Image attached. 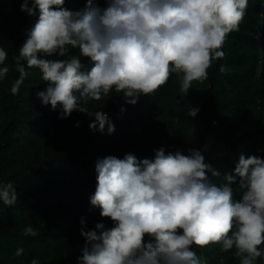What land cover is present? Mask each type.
I'll return each instance as SVG.
<instances>
[{"label": "clouds", "instance_id": "9594fccd", "mask_svg": "<svg viewBox=\"0 0 264 264\" xmlns=\"http://www.w3.org/2000/svg\"><path fill=\"white\" fill-rule=\"evenodd\" d=\"M28 3L23 0L20 10L34 15L38 9L39 17L15 58L19 78L11 93L16 95L24 81L26 62L49 83L37 93L44 105L59 106L60 118L73 111L94 115L89 128L103 132L107 124L109 134L114 125L106 113L89 111V102L115 90L135 105L173 73L182 74L179 91L181 98L187 96L192 83L205 81L213 61L224 57V42L239 31L248 7V0H107L101 9L87 0L85 9L73 12L63 7L65 0H33L31 8ZM69 46L79 55L47 58L66 56ZM7 56L0 47V65ZM80 57L88 58L90 70H83ZM8 72L0 67V80ZM198 111L188 107L187 115L195 117ZM95 171L90 203L114 226L97 223L95 230L81 229L86 244L78 264H201L192 246L210 244L225 252L234 248L239 264H256L264 256V159L241 154L234 172L219 185L210 182L208 173H221L205 163L199 150L185 155L161 147L153 159L143 160L131 153L123 159L109 155L96 161ZM237 180L239 201L232 187ZM0 201L17 203L12 183H0ZM24 234L38 233L27 226ZM23 252L17 248L14 255Z\"/></svg>", "mask_w": 264, "mask_h": 264}, {"label": "trees", "instance_id": "16d2710c", "mask_svg": "<svg viewBox=\"0 0 264 264\" xmlns=\"http://www.w3.org/2000/svg\"><path fill=\"white\" fill-rule=\"evenodd\" d=\"M21 3L0 0V47L8 53L0 67L9 68L0 80V183H12L17 193L14 206L0 201V264H30L33 259L39 264H78L86 244L81 229L95 230L97 223L114 226L90 203L98 159L109 155L123 159L128 153L139 160L153 159L161 147L185 155L199 150L205 163L221 173L220 177L208 173L210 182L218 185L225 182L226 173L234 172L241 154L264 159V0H248L239 31L228 34L221 49L224 57L213 61L205 81L192 83L187 96L181 98L179 91L182 74L173 73L165 85L141 96L135 105L127 104L123 93L115 90L89 102V111L107 114L115 127L111 134L107 124L103 132L89 128L94 115L73 111L60 118L59 106L53 110L44 105L37 93L46 91L49 83L26 62L24 81L16 95L11 93L19 78L15 58L39 17L38 9L34 15L22 12ZM86 4L87 0H65L63 7L76 12ZM93 5L108 6L107 0H93ZM256 33L259 39L254 38ZM71 55H79L78 49L69 46L66 56L47 58ZM80 59L83 70H90L88 58ZM188 107L198 108V114L188 116ZM207 138L213 139V145L205 153ZM232 187L239 201L238 180ZM27 226L38 234L25 235ZM17 248L24 249L20 257L14 255ZM260 249L264 251V244ZM192 250L201 264H239L234 248L225 252L210 244L193 245ZM256 264H264V256Z\"/></svg>", "mask_w": 264, "mask_h": 264}, {"label": "water", "instance_id": "95a60500", "mask_svg": "<svg viewBox=\"0 0 264 264\" xmlns=\"http://www.w3.org/2000/svg\"><path fill=\"white\" fill-rule=\"evenodd\" d=\"M215 134L213 135V139H215ZM213 139H211V138H207V140H206V142H205V144H204V146H203V152H209V150L211 149V147H212V145H213Z\"/></svg>", "mask_w": 264, "mask_h": 264}]
</instances>
